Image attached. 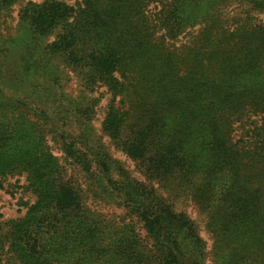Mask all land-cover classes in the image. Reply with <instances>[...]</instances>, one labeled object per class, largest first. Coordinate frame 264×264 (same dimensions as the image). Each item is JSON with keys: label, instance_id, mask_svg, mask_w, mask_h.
Here are the masks:
<instances>
[{"label": "trees", "instance_id": "1", "mask_svg": "<svg viewBox=\"0 0 264 264\" xmlns=\"http://www.w3.org/2000/svg\"><path fill=\"white\" fill-rule=\"evenodd\" d=\"M0 192V264H264V0H0Z\"/></svg>", "mask_w": 264, "mask_h": 264}, {"label": "rangeland", "instance_id": "2", "mask_svg": "<svg viewBox=\"0 0 264 264\" xmlns=\"http://www.w3.org/2000/svg\"><path fill=\"white\" fill-rule=\"evenodd\" d=\"M14 29H15V21H13V19H9L8 26L7 27L4 26L1 31L6 36V35L13 34ZM129 165L131 167L130 163ZM16 210H17V207L14 206V202L8 199L7 196H5L4 194L0 192V214L6 218L18 217L20 213H18ZM187 210L191 214L192 217H196V214L192 209L188 207Z\"/></svg>", "mask_w": 264, "mask_h": 264}]
</instances>
